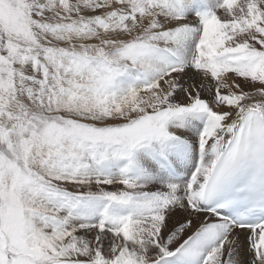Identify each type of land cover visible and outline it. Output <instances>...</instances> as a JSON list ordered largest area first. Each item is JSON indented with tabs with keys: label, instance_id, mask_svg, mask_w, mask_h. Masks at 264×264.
<instances>
[{
	"label": "snow or ice",
	"instance_id": "1",
	"mask_svg": "<svg viewBox=\"0 0 264 264\" xmlns=\"http://www.w3.org/2000/svg\"><path fill=\"white\" fill-rule=\"evenodd\" d=\"M0 264H264V0H0Z\"/></svg>",
	"mask_w": 264,
	"mask_h": 264
}]
</instances>
